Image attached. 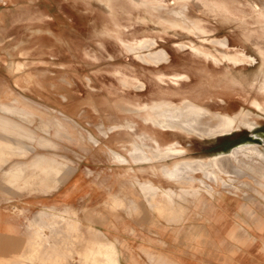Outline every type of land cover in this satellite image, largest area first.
Masks as SVG:
<instances>
[{"label":"rangeland","instance_id":"1","mask_svg":"<svg viewBox=\"0 0 264 264\" xmlns=\"http://www.w3.org/2000/svg\"><path fill=\"white\" fill-rule=\"evenodd\" d=\"M161 51L166 56L161 53L158 61L150 57ZM11 100L32 106L40 116L9 117L55 143L36 148L31 162L8 172L10 179L37 178L40 189L46 181L65 182L69 205L47 214L67 215L70 209L78 227L80 213L82 221L101 223L103 245L116 244L112 232L131 239V245L154 246L161 233L169 251L186 264H264V0H0V104ZM187 101L202 111L201 127L221 131L232 119L243 123L215 137L155 125L157 106L183 108ZM115 127L120 130L107 136ZM8 135L19 150L17 134ZM143 140L156 151L178 142L183 154L135 161L129 144ZM22 142L35 146L26 138ZM246 145L258 151L240 149L234 156L235 148ZM110 149L126 162L114 161ZM47 152L68 160L63 172L38 174L30 166L35 155ZM223 153L231 155L228 168L236 166L256 180L224 176L229 186L212 184L222 191L215 198L202 190L213 207L201 205L187 219L196 206L186 203L192 196L177 198L185 212L175 205L166 214L152 209L133 181L167 186L165 170L187 161H203L212 169L211 160ZM12 154L30 155L2 149L0 165ZM26 164L31 175L25 174ZM191 175L206 181L200 172ZM113 196L122 204H113ZM156 198L165 197L158 191ZM145 215L151 221H142ZM69 244L78 250V243ZM146 254L152 264H181ZM88 255L89 249L82 258Z\"/></svg>","mask_w":264,"mask_h":264},{"label":"crops","instance_id":"2","mask_svg":"<svg viewBox=\"0 0 264 264\" xmlns=\"http://www.w3.org/2000/svg\"><path fill=\"white\" fill-rule=\"evenodd\" d=\"M18 97L27 99L20 94ZM0 109L5 113H0V151L4 149V153L6 154L12 153L13 151L14 153L18 152L21 149L20 153L28 155L39 147H55V143L52 138L46 136H37L36 132L32 128H28L18 120L9 117V115H16L23 119H33L36 115L40 116V112L35 108L30 105H25L18 100H11L9 102L1 103ZM16 129L20 130L17 132ZM118 130L120 129L115 127L112 128L110 132ZM9 131L15 132L18 136L17 138L20 139V142L18 141L19 150H17L14 146L15 141L12 139L14 137L8 135ZM43 131L50 135V130ZM23 138L35 143V146L31 147L24 144L22 142ZM11 139L13 142L10 141ZM93 142L98 145L99 139L95 138L93 139ZM142 142L143 143L141 145H145L144 147H147L148 149L151 148L150 145L145 143L144 140ZM138 144L140 145L139 142L136 144H129V146L132 148V151L129 150L128 154L135 161H148L143 157L141 158L132 156V154H134L135 147ZM161 145L162 144L159 141V146ZM119 152L120 151L110 149V153L112 154L114 161L125 163L126 159L124 155L120 154ZM122 156L124 158H120ZM32 158V154H30L26 159L20 155L12 154L7 159H5L2 165H0V264H112V262H118L120 264V261L122 264H152L148 255L146 254L147 252L153 253L154 255H160L165 259L168 258L173 262L175 259L181 264H186L181 259H179L177 255L172 253V251H169V241L167 242L165 235L161 233L156 234L155 240L157 245L149 246L143 243L141 245L142 247H137L135 243L131 245V239H126L118 235L114 236L111 232L110 239L114 240L117 246L114 243L108 244L110 247L111 245L113 248L115 247L114 249L110 248L108 251V245L103 246V244L101 245L100 243V241L105 238L101 233L104 232L101 228V223H98L97 221L94 223L82 221V215L80 213L78 227L76 224H72L68 216L70 209L65 212L67 215L47 214L48 212L51 213L54 211V208L57 210H64L70 203V191L66 187L64 181L60 184L58 183L53 185H50L48 182H44L42 183L40 189L37 178L36 180H31V176L22 175L20 178L10 179L8 175L10 170H15L17 166H21L20 163L22 162H31ZM34 159V162L30 166H32V168L37 171L38 174H43L49 170L56 174L58 172H63V168L67 166L66 164L68 162V160L65 158L62 160L57 158V156L52 152H47V154L38 153L34 156ZM29 168L31 169V167L26 164L25 174L30 173L31 175V172H27V169ZM191 174L192 173H190V177H192ZM163 178L166 180L165 176H163ZM133 181L135 184H139L138 186L141 188V191L143 190L142 192L144 197L146 196L144 187L147 184H153L156 186L160 192V195H163V198L165 197V193L168 190H174L176 192L181 191V187H177V184L174 185L170 184L169 182V185L163 186L159 183L154 184L150 181H144L137 177H135ZM216 190L217 192L215 194L222 193V191L219 189ZM157 194L158 192L155 194L153 199L149 198V196H146L148 198H145L148 201L149 206L151 205L150 207L152 209L160 211L164 210V213L166 212L167 214V212L173 210V207L176 208L175 205H177L179 206L181 212H185L187 207L182 201L175 199L173 206H171L167 203L165 198L162 201H158V199H156ZM215 194L213 198H215ZM113 198V204H122V201L118 199V196H113ZM149 199L151 202H149ZM189 201H193V203L195 202L196 206L190 210V212H188L186 219L189 217V213H195L199 206L205 205V208H210L214 205V203L206 197L205 193L199 200L189 198L186 203ZM131 204L135 205L134 200H131ZM172 215L174 214L172 213ZM168 219L170 221L171 218L168 217ZM66 221L68 225L66 224ZM142 221H151V219L149 216H146L142 219ZM99 224L101 225L99 226ZM71 228L78 229V234L71 232ZM146 240L147 239H143L144 242ZM71 241L78 243V250L71 249V245L69 244ZM87 241L90 242L89 245H86ZM162 246H167L168 250L160 251ZM152 247H157V249L154 250ZM88 249L89 255L83 259L82 255H84ZM112 249L113 251L115 250V252L114 254L110 255L113 253L111 252ZM102 253L104 255H102ZM115 254V257L117 258L114 257ZM71 256L74 257V260L71 259ZM110 256L111 259H113L112 261ZM86 259L87 263H84ZM108 259H110L109 262H107ZM92 260H95V262H92Z\"/></svg>","mask_w":264,"mask_h":264},{"label":"bare ground","instance_id":"3","mask_svg":"<svg viewBox=\"0 0 264 264\" xmlns=\"http://www.w3.org/2000/svg\"><path fill=\"white\" fill-rule=\"evenodd\" d=\"M182 12H183V10H182ZM185 16L186 15H184V17ZM186 17H188V16H186ZM189 20L190 19H187V23ZM178 22H180V21H178ZM223 43L226 44L225 41ZM148 44L150 46L154 45V43H148ZM148 44L146 43L144 45L146 47H148L149 46ZM161 53H164V55L166 56L165 52L161 51L157 55H153L150 57L155 59L156 61H158L159 59H161V58H159V57H161L160 56ZM155 110H157V112H158V115L154 118V123L156 126L158 125L160 128H167L168 127L170 130H172V132H184V133H187L188 135L196 134V135H199L202 137H215L218 134H223L228 128H231V127L235 128L236 125H238L239 123H243L242 121L237 123L238 122L237 119H232V120H230V122L227 125L221 127V129H220L221 131H212L209 128L201 127V126H199L198 121L202 115V111L197 109L189 101H187L185 103L183 108H178V107L166 105L165 107L157 106ZM154 123L152 122V124H154ZM245 125L247 127H250L251 123L245 122ZM111 130H112L111 128L109 130H107V133H109ZM178 144H179L178 142H172L171 144L160 148V151L150 150V149L147 150L146 149L147 147H144L145 145L143 146L141 144L140 145L138 144V145H136L134 154H132V156L141 157V158L143 157V158L147 159L148 156L150 155V156H152V158L156 162H161V161H164L167 157L175 156V155H178L180 153L183 154V151H181L180 149L177 148ZM10 148H12V147H10ZM240 149H244L245 151H248V152L249 151H258V149L256 147L246 145V146H243L241 148L240 147L235 148L233 150L234 156H236L239 153ZM8 150H12V149H8ZM19 152H21V149ZM111 153H112V151H111ZM120 158H124V157L122 156ZM243 158H244V156H243ZM246 159H247V157H246ZM230 161H232L231 155L227 154V153L226 154L223 153L220 156L211 160L212 169H210L208 164L203 162V161H187L182 166L174 167L173 170L172 169L165 170L166 181L169 182L170 184L181 185L182 186L181 190L183 193V194H178L173 190H168V192L165 193V200L170 202L169 205H171V202L174 201L173 198L177 199L179 197L181 198L182 196L183 197L184 196H186V197L192 196L193 198H195V200H198L200 198V196L203 195L202 190H205L206 194H208L209 196L214 197V194L216 193V189L213 187L212 184H215L218 186L220 183V185H223L226 188L229 186V184L224 179V176L231 177L232 175H247L246 172L238 169V167L236 168V166H231L228 168L227 165H229ZM223 169L226 170L225 173H224ZM197 172L202 173L206 181H199L198 179H193L192 177H190V173L196 174ZM57 174H60V173L58 172ZM247 176L250 177L252 180H256L255 177L250 176L249 174ZM208 182L209 183L211 182V184H209ZM143 187H144V185H143ZM144 189H145L146 196H149V198H151V199H153L155 197V194L159 191L158 188L156 186H154L153 184L145 185ZM142 194H143V192H142ZM146 196H145V198H148ZM178 200H181V199H178ZM149 202H151L150 199H149ZM152 204H153V202H152ZM206 204H207V202H206ZM64 221H65V219H64ZM66 224H67V221H66ZM103 246H105V245H103ZM107 248H109L108 249V251H109L110 248H113V246L111 245V247H110L108 245ZM113 249L111 250V252H113V253H111L110 255L114 254L115 250L113 251ZM115 256H116V254L114 255V257ZM115 258H117V257H115ZM115 258H114V260H115ZM110 259H111V256H110ZM110 259H108L107 262H109ZM112 260L113 259H111V261ZM84 263H87V259ZM112 264H119V263L118 262H112Z\"/></svg>","mask_w":264,"mask_h":264}]
</instances>
